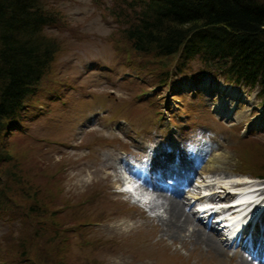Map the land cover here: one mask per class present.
Returning <instances> with one entry per match:
<instances>
[{
	"label": "rangeland",
	"instance_id": "374dc122",
	"mask_svg": "<svg viewBox=\"0 0 264 264\" xmlns=\"http://www.w3.org/2000/svg\"><path fill=\"white\" fill-rule=\"evenodd\" d=\"M45 3L59 16L58 25L48 27L46 33L57 38L61 48L43 77L39 94L29 101L30 110L36 111L32 120L26 121L20 133H9L4 139L10 160L0 165V187L8 200L0 205V264H227L230 259L221 240L215 238L221 246L217 247L207 234L201 239L196 222L190 220L189 228L196 229L192 234L170 228L168 199L149 196L148 202L145 198L158 212L145 220L129 193H117L123 184L115 171L118 149L126 144L139 152L158 146L155 141L143 147L144 140L134 142L127 136L134 133L132 128L143 130L148 117H153L147 101L138 99V93L147 89L144 97L154 96L156 107L166 100L163 124L168 127L175 118V133L193 135L211 129L220 136L221 147H214L216 152L208 160L210 165L222 166L213 178L220 180L218 184L225 181L223 176L234 177L231 173L246 174L264 184V108L257 91L207 75H198L197 86L186 75L177 77L172 86L160 87L159 61L147 57L151 66L141 68L127 50L124 22L112 16L114 0ZM100 64L110 67L104 70ZM60 86L67 93L58 94L72 104L68 111L61 105L56 110L60 102L50 103L53 89ZM195 88H199L197 93H193ZM205 92L211 93L210 99ZM95 93L106 98L97 97L99 103H106L100 114H94L93 100L84 99ZM112 111L117 119L107 120ZM157 114L160 117L161 112ZM129 117L132 125L120 122L114 129L119 119L129 121ZM102 136L115 141L117 148L109 147L107 140L102 143ZM205 136L206 132L200 137ZM164 141L167 146L169 140ZM196 144L188 146L191 158L204 149ZM135 190L137 196L142 193ZM128 207L132 212L125 211Z\"/></svg>",
	"mask_w": 264,
	"mask_h": 264
},
{
	"label": "trees",
	"instance_id": "16d2710c",
	"mask_svg": "<svg viewBox=\"0 0 264 264\" xmlns=\"http://www.w3.org/2000/svg\"><path fill=\"white\" fill-rule=\"evenodd\" d=\"M111 12L141 67L159 61L161 83L212 68L259 84L264 97V1L114 0ZM58 20L45 0H0V165L10 160L4 139L24 122L61 48L46 33Z\"/></svg>",
	"mask_w": 264,
	"mask_h": 264
},
{
	"label": "bare ground",
	"instance_id": "6f19581e",
	"mask_svg": "<svg viewBox=\"0 0 264 264\" xmlns=\"http://www.w3.org/2000/svg\"><path fill=\"white\" fill-rule=\"evenodd\" d=\"M216 104V103H215ZM218 108L220 109V110H223V105L221 104V103H218ZM122 162L121 161H119L118 162V166H117V168H116V173H119V175L121 176V178H123L122 180H123V182H124V184H126V186L127 187H131L132 188V185H134L135 184V181L133 180V179H129V178H127V177H125L124 176V174H123V172H121V168H122ZM158 165V166H157ZM157 165H154L153 166V168H154V173H157V174H160L159 175V177L160 178H163V177H165L166 175H167V173L169 172V173H171V172H173L170 168H169V165H163V164H157ZM215 168V167H214ZM214 168H212V166L211 165H208L207 167H206V169L205 170H207V172H211V170L212 169H214ZM220 169V167L219 168H215L214 170H219ZM216 171V172H217ZM119 176V177H120ZM234 177H232V178H230V179H227V180H225L224 181V184H222V183H220V184H218L217 186H215L214 188H219V189H215V190H213L212 189V187H209V189H207V185L204 183V185L205 186H200L201 188H202V190H205V192L206 193H208V192H211L212 190L213 191H215L216 192V195H215V197L217 198H219L220 196L221 197H223V196H225V193H227V190H226V188L227 189H231V190H233V191H239L240 193H239V195H238V200H240V201H242V203H243V205L238 209V210H236L234 213H239V214H237V215H240V214H242V213H244V212H246V211H248V209L250 208L249 206L250 205H252V203H254L255 201H258V202H260V200H261V197L258 195L259 194V192L257 193V192H255V191H260V190H262V187H264V185H263V183H259V182H257V183H254L253 184V186H251V187H248V185H246V186H244V187H241V188H238V189H234V188H236V187H231V186H234L235 185V183H237L238 181H244V180H247V178H245V177H243L242 175H237V174H234L233 175ZM213 180H211V179H209L208 181H207V183H209L210 185H213ZM219 182H220V180H219ZM218 182V183H219ZM209 185V186H210ZM216 185V184H215ZM223 189H225V193H221L222 191H223ZM195 191L196 190H194L193 191V194L195 193ZM220 191V192H219ZM250 191V192H249ZM135 192H137V190H135ZM218 192V193H217ZM220 193V194H219ZM230 193V192H229ZM149 193H147V194H145L144 196H135L136 198H140V199H145V198H148L149 197ZM146 196H148V197H146ZM252 197V199L253 200H255L254 202H252V203H250V205H249V202H251V199L249 200V198H251ZM227 198H230V196H227ZM241 203V204H242ZM254 205V204H253ZM155 206H157V205H155ZM157 207H160V206H157ZM252 208V207H251ZM258 208V206H256L255 208H254V210L253 211H255L256 209ZM261 208L263 209V207L261 206ZM261 208H260V210H261ZM169 211H170V213H171V218H170V221H169V224L171 225H169L170 226V228L172 229V230H174V232H176V231H179V232H181V231H184V230H190V234H192V233H194V231L196 230V229H191V228H189V226H191V223H190V220H192L191 219V217H190V215L189 214H187L186 212H185V210L183 209V207L181 206V204L178 202V201H176V200H171L170 201V206H169ZM242 211V212H241ZM249 214V213H248ZM247 214V215H248ZM237 215H230L229 216V218H228V220H229V223L228 224H230V226H231V229H233V231L232 232H230L229 234L230 235H235L236 233H237V230L236 229H238L242 224H243V222H244V220L243 219H240L237 223L235 222V219H236V216ZM246 215V216H247ZM200 229V228H199ZM200 230H202V229H200ZM171 231V230H170ZM173 232V231H172ZM197 232V231H196ZM199 234H200V236L202 237L201 239H203V235L204 234H207L208 235V238L211 240V241H213V242H215V244H216V246L218 247V246H220V244L217 242V240L215 239V236L213 235V234H210V233H207L206 231H204V230H202V232H199ZM167 235H169L168 234V232H167ZM172 235V234H171ZM171 235H169V237L171 238V239H174V240H178V239H176L175 237H174V235L173 236H171ZM221 247V246H220ZM222 248V247H221ZM222 250H224L223 248H222ZM248 264H252V263H248Z\"/></svg>",
	"mask_w": 264,
	"mask_h": 264
}]
</instances>
